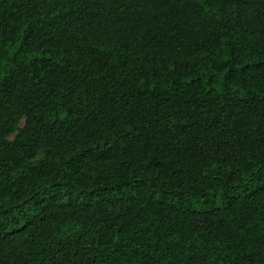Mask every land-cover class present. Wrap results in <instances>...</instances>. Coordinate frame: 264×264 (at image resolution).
Masks as SVG:
<instances>
[{"label":"trees","instance_id":"obj_1","mask_svg":"<svg viewBox=\"0 0 264 264\" xmlns=\"http://www.w3.org/2000/svg\"><path fill=\"white\" fill-rule=\"evenodd\" d=\"M0 264H264V0H0Z\"/></svg>","mask_w":264,"mask_h":264},{"label":"rangeland","instance_id":"obj_2","mask_svg":"<svg viewBox=\"0 0 264 264\" xmlns=\"http://www.w3.org/2000/svg\"><path fill=\"white\" fill-rule=\"evenodd\" d=\"M13 137H11V139H12Z\"/></svg>","mask_w":264,"mask_h":264}]
</instances>
